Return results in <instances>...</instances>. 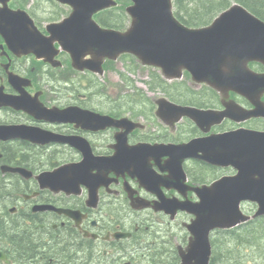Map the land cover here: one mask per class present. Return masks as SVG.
I'll list each match as a JSON object with an SVG mask.
<instances>
[{"label": "flooded vegetation", "instance_id": "1", "mask_svg": "<svg viewBox=\"0 0 264 264\" xmlns=\"http://www.w3.org/2000/svg\"><path fill=\"white\" fill-rule=\"evenodd\" d=\"M26 1L7 5L27 7L38 28L30 34L24 19L11 22L0 1V264H138L143 212L156 213L162 197L180 201L185 194L199 200L196 188L235 171L201 158L213 154L194 141L238 127L264 130V115L243 122L230 116L219 123L217 112H201L174 121L163 102L155 104L162 95L172 96L154 88L150 105L134 99L140 107L105 106L98 97L106 94L89 90L71 53L48 29L65 15L51 8L37 11ZM14 23L21 29L15 35ZM251 66L264 70L256 61ZM181 83L180 101L171 100L183 105L224 110L222 103L236 100L255 106L237 91L210 88L187 73ZM10 94H24L26 108L1 103ZM77 108L114 120L86 117ZM122 117L141 124L118 125L115 120ZM122 232L130 235L116 236Z\"/></svg>", "mask_w": 264, "mask_h": 264}, {"label": "water", "instance_id": "2", "mask_svg": "<svg viewBox=\"0 0 264 264\" xmlns=\"http://www.w3.org/2000/svg\"><path fill=\"white\" fill-rule=\"evenodd\" d=\"M0 1L5 2L11 22L24 19V24L29 25V34L35 29L27 11L10 9L7 5L9 0ZM59 1L71 3L74 11L63 23H54L50 29L53 32L60 31V37L68 39L78 67H83L80 64L83 54L91 53L96 58H116L121 52L130 51L143 62L162 67L167 76H179L181 70L186 68L196 79L220 88H233L257 106L252 110H240V116L231 110L223 111L222 117L233 114L235 119L245 120L264 114V105L257 101L264 94V72L257 73L248 67L250 60L264 63V21L241 4L226 10L211 26L195 29L177 19L173 13L172 0H133L134 4L128 7L133 17L132 26L127 32H120L104 29L93 19L95 12L117 4L116 0ZM13 26L12 34L15 35L21 29L17 23ZM16 43L23 44V41L18 38ZM86 65L97 67L88 63ZM20 98L9 96L3 103L17 108L25 107ZM174 111L195 116L203 112L192 108H174ZM194 142H200L197 145L200 150L209 148L207 151L214 156L201 155L202 158L218 164H233L239 169L237 175L217 181L212 190L210 187L201 189L200 202L182 201L173 204V201L168 208L172 213L181 208L197 215L190 225L196 235L192 250L197 255L186 258L189 261L195 258V264H208L212 250L210 230L236 224L240 218L241 200L257 201L260 204L258 214L264 213V181L260 177V174H264V131L240 129L198 138ZM186 146L182 145L181 148ZM123 163L120 161V164ZM230 211L233 212L228 214Z\"/></svg>", "mask_w": 264, "mask_h": 264}, {"label": "rangeland", "instance_id": "3", "mask_svg": "<svg viewBox=\"0 0 264 264\" xmlns=\"http://www.w3.org/2000/svg\"><path fill=\"white\" fill-rule=\"evenodd\" d=\"M34 1V0H31ZM42 8L39 10H44L45 7L50 8L51 4L46 2L43 4L42 2ZM49 16V13L47 14L46 17ZM126 63L130 62L129 57L123 58ZM117 71L113 70L109 74V78H107V81H110L107 83L108 89L104 87L105 90H109L110 95H106V97H98V99L103 100L106 104H110L109 101L113 100H122L121 97L118 95L119 92H122V95L126 93V86L125 82H123L122 77L120 76V72H125L127 73L128 76H130L138 85V88H143L147 89L146 86V80L148 79V71L140 67L139 69L137 68L134 72H131L128 70L126 64L122 63V58L121 62L119 64H116ZM84 74L81 75V78L83 79V82L88 86H90V82L87 79H84ZM103 82V81H102ZM120 85V88L118 86ZM88 86V87H89ZM89 90H98V88H89ZM148 93H153L150 90H147ZM158 93V92H156ZM159 94V93H158ZM109 96V97H108ZM111 98V99H109ZM124 101V99H123ZM118 105V103H117ZM106 106V105H105ZM247 210H252L253 205H247ZM139 216V215H138ZM153 221H157V218H160L157 216L155 213L152 214ZM161 219V218H160ZM186 221L188 220L187 217L185 218H180L177 220V224H181V221ZM241 234L245 236L248 235V238L250 239L249 242L244 243V244H238V242L235 239L229 240L226 242L225 245L220 246V251L223 252L225 249L227 252V255L225 257H222L221 255V261L225 260V264H264V221L258 222L257 226L256 225H249ZM186 239V234L181 231V238L179 239V242L181 240ZM222 240V239H221ZM147 244V243H146ZM181 245H184V243H181ZM219 253V252H218Z\"/></svg>", "mask_w": 264, "mask_h": 264}, {"label": "trees", "instance_id": "4", "mask_svg": "<svg viewBox=\"0 0 264 264\" xmlns=\"http://www.w3.org/2000/svg\"><path fill=\"white\" fill-rule=\"evenodd\" d=\"M128 0H120L121 6L105 11L100 21L105 26L123 27L127 20L124 6ZM255 14L264 19V0H239ZM230 0H175L176 14L186 24L199 26L209 23L222 9L230 5ZM199 99H205L202 97ZM204 102L203 100H201ZM242 243V241L240 242Z\"/></svg>", "mask_w": 264, "mask_h": 264}, {"label": "bare ground", "instance_id": "5", "mask_svg": "<svg viewBox=\"0 0 264 264\" xmlns=\"http://www.w3.org/2000/svg\"><path fill=\"white\" fill-rule=\"evenodd\" d=\"M264 173V172H263ZM260 177H262L263 181H264V174H260Z\"/></svg>", "mask_w": 264, "mask_h": 264}]
</instances>
